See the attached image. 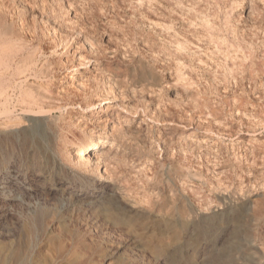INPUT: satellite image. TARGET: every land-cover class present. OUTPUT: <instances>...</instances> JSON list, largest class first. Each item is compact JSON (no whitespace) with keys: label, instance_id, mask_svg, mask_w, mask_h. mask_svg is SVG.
Here are the masks:
<instances>
[{"label":"rangeland","instance_id":"374dc122","mask_svg":"<svg viewBox=\"0 0 264 264\" xmlns=\"http://www.w3.org/2000/svg\"><path fill=\"white\" fill-rule=\"evenodd\" d=\"M84 36L99 49L90 97L125 105L114 145L100 172L75 171L61 126L35 130L26 156L27 124L0 126V245L42 210L26 264H264V0H0V109L66 102L58 87ZM107 200L129 224L110 223Z\"/></svg>","mask_w":264,"mask_h":264},{"label":"bare ground","instance_id":"6f19581e","mask_svg":"<svg viewBox=\"0 0 264 264\" xmlns=\"http://www.w3.org/2000/svg\"><path fill=\"white\" fill-rule=\"evenodd\" d=\"M250 9L252 11V8H247L245 12L247 14H249V13L251 14ZM102 14H104V13H102ZM235 14H237V13H235ZM152 26H153V24H152ZM77 41L80 44H76L75 49L77 51H75L73 54L74 57L77 56V60H76L77 64H76V66H74V67L72 66L69 69L70 75L67 76V79L64 82H61V84H59V87H58L59 88L58 92L64 93L65 95L68 96L67 101L64 103H61V102L54 103V104L49 103L46 105L45 103L47 101L43 102V101H40L38 99H35L34 97H28V96L27 97L29 99L27 100L24 97L27 101H25L22 104L23 107L20 109V113L17 114V113H15L14 108H11L10 106L7 107L9 104H6L7 106L0 109V120H1V118H3L2 116H5L4 117L5 119L7 118V121L0 122V126H3L5 128H11V127L19 126L20 124L22 125L23 122H25V124H27L26 128L24 127L19 131V134H21L20 135V137H21L20 142L21 143L18 145L19 149L23 152V155H25L26 152H28L29 147L34 148V145H35V148H38L37 145H39V144H37L38 139L35 137L36 135L34 134L35 130H37L41 127L43 128L44 126H46L48 124V122L51 121L52 123L56 124L55 126H61V128H60L61 132H64V133L67 132L69 134H72V138H75V140L77 141L74 145L68 146L65 144L64 147L62 146L63 148H62L61 152L63 153V156L67 162V165L72 167L75 171L95 172L96 173V172H100L99 168L101 167L100 165L103 162L104 155L114 145V141L111 140V136H113L115 131H117V126H116V123L114 122L115 120L113 119L112 112H113V110H116V114L118 115L117 109L123 108L125 105H124L123 101L122 102L118 101L117 100L118 98L116 99V95L112 94L111 91L109 93H104V95H102L101 97H98L95 100H93L90 97L89 94L92 93V87L87 84L88 78L86 76L90 72L89 71V69H90L89 63L92 62L94 54L97 53L99 51V49H98L97 43L94 41V38L92 39L90 37L84 36V37L78 38ZM105 42L107 44L110 43V38H108ZM68 43H70V42H68ZM182 44H183L182 42H178L175 45L176 51L181 52V54H182V52H184L186 50V48H182ZM82 45H86L88 47L86 50L87 55H82V52L80 50V47ZM170 45H171V43H170ZM64 46H65V44H64ZM80 67H85V68L81 70ZM20 91L23 92L25 90H20ZM6 96H7V94L5 95V97ZM72 96L73 97L75 96L76 98L75 97L73 98ZM19 98H20V96H19ZM3 102H5V101H3ZM20 102H22V101H20ZM1 105H4V104H1ZM92 109H94V111L96 110L95 114L91 113ZM55 112L59 113L58 117H54L55 115L53 116V113H55ZM128 112L135 114L136 110L131 109V110H128ZM87 119L89 120L90 124L85 122V120H87ZM49 125L50 124H48V126ZM63 126H65V127L63 128ZM68 126L70 128H68ZM56 132H58V131H56ZM10 134H12V133H10ZM51 135H53V134H51ZM65 135H67V134H64V137H66ZM7 137L6 136L0 137V152H2L3 158L6 160L11 157L10 156L11 151L8 147H7L8 149L6 148L4 151V148L1 146V144L6 143V141L9 140V139H7ZM38 137H41V136H38ZM57 138H58V136H57ZM64 139L66 140V138H64ZM51 159H52V157H51ZM88 181H91V180L89 179ZM197 202H198L199 206L202 209H204V211H208V209L212 208V205H213V203L211 201H209L208 199L198 200ZM101 204H102V207L104 208V211H110L111 212L112 215H111V218L109 219V221L115 228L125 227V225L129 224V222L131 221L130 218H127L125 216V213L122 211L120 204L116 200H107V201L102 202ZM44 217H46V213L44 211L40 210V211L36 212L35 214H33L30 218H27L20 226V229L18 232L19 238L18 239H15V238L10 239L7 242H3L2 245H0V257L4 256L2 254L7 250L8 251V257L11 260H15V264H26L27 259H25L24 256L21 254V253H23L22 248H29L32 245V243H34V240H35V238H37V235H38L37 231L42 227ZM7 232H8V229H7ZM10 234H11V232H10ZM69 263H71V262H69Z\"/></svg>","mask_w":264,"mask_h":264}]
</instances>
